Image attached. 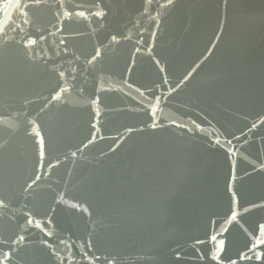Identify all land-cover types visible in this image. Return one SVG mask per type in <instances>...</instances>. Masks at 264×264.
<instances>
[{
	"label": "water",
	"instance_id": "water-1",
	"mask_svg": "<svg viewBox=\"0 0 264 264\" xmlns=\"http://www.w3.org/2000/svg\"><path fill=\"white\" fill-rule=\"evenodd\" d=\"M0 264H264V0H0Z\"/></svg>",
	"mask_w": 264,
	"mask_h": 264
}]
</instances>
